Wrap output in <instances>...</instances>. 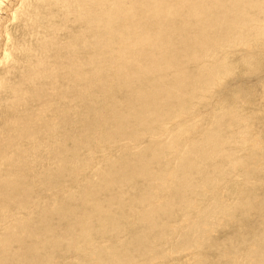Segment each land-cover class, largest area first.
<instances>
[{
  "label": "bare ground",
  "instance_id": "6f19581e",
  "mask_svg": "<svg viewBox=\"0 0 264 264\" xmlns=\"http://www.w3.org/2000/svg\"><path fill=\"white\" fill-rule=\"evenodd\" d=\"M14 1L19 8L16 16H9L2 6L9 9ZM3 21H15L20 31L10 38L7 27L0 25V64L9 65L0 75V88L7 84L10 99L4 110L27 106L25 114L21 110L0 123V264H58L51 250L60 246H65L62 254L74 249L84 253L79 264L86 259L88 264H126L133 257L138 263L147 259L146 264L153 259L154 264L160 256L153 246L171 236H186L192 228L198 229L199 238L180 241L186 248L200 249L194 258L204 257L200 247H205L215 249L216 264H264V235L258 238L264 231V202L245 204L244 183H251L241 184L232 176L236 166L243 169L245 164L243 175L249 165L255 166V160L245 163L230 153L255 143L248 140L249 127L232 131L242 124L237 111L223 124L226 107L215 113L214 105L204 111L183 106L188 96L207 100L212 87L232 74L237 63L232 62L231 48L264 39V0H0ZM260 85L264 99V83ZM114 86L124 90L123 102L105 103L109 111L96 117L93 101ZM41 88L49 94L42 97ZM130 95L132 101L127 100ZM110 96L113 100L115 95ZM74 99L85 111L60 119L65 103L74 109ZM126 103L133 106L128 109ZM55 110L58 116L46 122ZM210 114L212 121L206 120L196 135L198 122ZM132 125L140 130L127 135L119 146L121 155L115 149L107 156L103 146L92 161L96 153L90 150L89 137L120 142V134ZM71 128L75 130L66 133ZM221 128L228 134L220 135ZM56 134L63 135V142L53 141ZM142 135H147V144H139ZM193 153L194 160H188ZM173 154L171 164L162 161ZM154 164L159 167L155 176ZM253 171L255 177L260 169ZM228 174L233 179L223 182ZM204 197L209 201L203 204ZM71 199L82 205L78 213L72 209L77 201L71 207ZM105 206L109 211L127 209L129 216L123 210L116 211L117 218L115 212L105 216ZM101 210L104 216H98ZM179 217L188 225L177 234L164 221ZM255 220V235L246 243L242 230ZM223 222L232 231L219 242L212 235ZM106 227L127 239L118 241ZM98 230L117 241L110 239L111 244L98 246L106 249L98 250L96 239L90 241L94 233L102 240ZM86 241L84 247L75 246ZM236 242L239 254L233 252ZM167 258L155 263L172 264L173 258Z\"/></svg>",
  "mask_w": 264,
  "mask_h": 264
},
{
  "label": "rangeland",
  "instance_id": "374dc122",
  "mask_svg": "<svg viewBox=\"0 0 264 264\" xmlns=\"http://www.w3.org/2000/svg\"><path fill=\"white\" fill-rule=\"evenodd\" d=\"M14 3H15V1L11 4V6H13V7H10L9 6L11 9L10 8L8 9L7 7L2 6V8L5 10L4 12L6 14L8 13V10H9V13H10V14L8 13L9 16L11 14H13L14 16H16V12L18 11L19 4L18 5L17 4L15 5ZM7 21L1 22L0 25L3 24V26H5V28L7 27V33L10 32L9 33L10 38L15 37V34L18 36L20 31L19 30L16 31L15 21L13 22V25L10 24V23H8ZM9 28H10V30H9ZM258 41L259 42H257V43H254L253 42L251 44V45H253L252 47L249 44L250 47H247L249 49H247V48H245V47H243L241 45H237V47L231 48V51H232L231 52L232 62L233 63H237V64H234L233 67H232V71H231L232 74L229 75L228 77H226L223 81L220 80L217 85H215V86L212 87V92L207 97L208 98L207 100L200 101L199 99H194L196 96H194L193 98L189 99V96H188V98H185L184 99L185 100V104L183 105V106H186L187 108L188 107H192L193 110H197V111H204L203 109L208 108V106L210 107V105L213 107V105H214L213 108L215 109L214 110L215 113H218V111H220V110L221 111L224 110V108L226 107L227 108L226 110H227V113L228 114L227 113L225 114V112L223 111L224 114H225V117L222 120V123L223 124H224V122L227 123L228 122V119L232 118L233 115L237 111L238 120H241L240 123H242V124H239V126H237V125L236 126H232V129H233L232 131L235 132V130L241 128L242 126H245L244 124H246L249 127L246 130L248 132V136H249V139L248 140L251 141V142L254 141L255 143L252 144L250 142L251 145L250 146L249 145L246 146V149H241V153H239L240 151H238V148L235 149L237 151H235V150L233 151L232 150V152H230V153H231L232 156H234V158L232 157L233 159L236 160L237 158H239L240 161H244L245 163L246 162H252L253 160H255V163H254L255 166L252 168V166L249 165V168L246 169V171H247L246 175H243V173H242L243 171H245V164H244V162H242L244 164V168L243 169L242 168H239V167H238L239 168L238 169L237 166H236L235 167V170L232 173V174H234L232 176H234L235 178H237L238 181H239V183H241V184H243V181L249 180L248 183H251V184H249L248 186H247V184L244 183V185L247 187V190L246 191H248V194H246V196L244 197V199H245L244 201H245V204L254 205V206L256 204H258L259 202H264V200H263L264 199V197H263L264 196V188H263L264 187V161H263L264 160V152H263L264 151V99H261V97L259 95L261 93V90H262L260 84L261 83H264V39H261V40H258ZM1 44L2 43L0 42V50H3V49H1V47H2ZM254 44H256V45H254ZM246 54H250L249 57H247ZM5 66H9V65H5V63L0 64V75H2L4 73V72L3 73H1V72L5 68ZM7 68H9V67H7ZM16 69H18V68H16ZM17 71H19V70H17ZM59 73H61V75L63 74L60 71H59ZM6 86H7V84L4 83L2 89L0 88L1 89V91H0V101H1L0 102V119H1L0 120V123H2V119H8L10 117L11 118H14L15 115H16V113L20 112L21 110H22L21 112L24 113L23 108L25 109V107L27 106V105H24V106H21V107H16V108H14V109H12L10 111H5L4 109L6 108V104L8 105L9 102H10V99H9V96H8L9 93L7 91L8 90V86L7 87ZM116 88L117 87L114 86V90L113 91H110L111 89L109 90L111 95H115V96H112L113 100L111 99L110 94H107V95H101L96 101H93V105H91V106L94 107L95 109H97V116L96 117H100L101 118L102 117L101 115L103 113H106L105 111H109L106 108L105 103L115 102L116 105H119L121 102H123V98H124L125 92H124V90H119L118 88L117 89ZM44 90H45L46 93L44 92ZM2 91L3 92L5 91V93H3ZM47 94H49V93L46 90V88H41V95H42V97H45ZM131 97H132V95H130L127 98V100L132 101ZM216 101H218V102H216ZM76 102L77 101H75V99H74V109L71 108V105H70V108H69L68 107V104L65 103L63 105L64 108L62 107L61 112L63 111V109H65L66 112L64 114H62L61 117L59 116V118L60 119H62L63 117L67 118V114H68V117H69L72 114H74V111H76V110L77 111L78 110L85 111V109H80V108H83V105L82 104H79V102H77V104H76ZM81 102H82V100H81ZM210 102H212V103H210ZM217 103H219V104H217ZM128 104H129V107L130 106H133V103H128ZM215 104H216L217 107H215ZM108 107H110V106H108ZM125 107H128L127 106V103H126ZM129 107H128V109H130ZM239 109H240V111H239ZM58 111L59 110H55V111L50 112V115H46V122L49 123L50 118L51 119L54 118L53 120H55L56 116H58L57 115V112ZM230 114H232V116H230ZM53 115H54V117H53ZM210 117L212 118V115L211 114L208 115V117L207 116H204L203 117V120H200L201 122H198L197 129L195 130L196 135H197V133L199 134L200 131L204 129V127L207 125L206 124L207 121H212V119ZM241 117H242V119H241ZM51 125H54V124H51ZM32 126L35 127V128H37V125L36 124H34V125L32 124ZM206 129H209V128L206 127ZM31 130H34V129L31 128ZM31 130L29 129L28 131H31ZM60 130L62 132L63 126L60 127ZM74 130H75V128H71L66 133H71ZM139 130L140 129L134 128L133 125L130 126V128H128L126 132H123V133L120 134V136H123L124 138L120 142H119V140H116L119 143H117L115 141H114L115 143L114 142L108 143L107 141H105V142L103 141L101 143L99 140H97L98 142H96V141H94L93 137H89L88 139H89V141H91L90 142V145H92L90 147V150L93 151V153H96V155L93 156L92 161H94V158L97 159L98 152L103 151L104 148H105L104 151L106 152L105 155H107V156L110 155L111 153H114L116 150H118V155H121V150H120L121 147H119V146L120 145H123L124 142H126V138L130 135L131 132L132 133H137ZM135 131H137V132H135ZM219 132H220L219 134L222 135V136H225V135L228 134V132H226L224 130V128H221V131L219 130ZM54 138H55V140H53L54 142H57V143L63 142V140H61L63 138V135L62 136H59V135L56 134V135H54L53 139ZM79 138H81V137H79ZM138 138H139V140L141 142L139 144H143L144 145V144H147L148 143L147 135H142V136H140ZM192 138L195 139V137L193 135H189V139H192ZM242 138L245 139V137H242ZM198 139H200V138H198ZM81 141H84V139L81 138ZM65 145L66 146H71L72 144H70V142H66ZM96 146H97V148H99V150L96 148ZM103 146H104V148H103ZM113 147H115V148H113ZM230 147L234 149V146L233 147L230 146ZM70 152H71V150H69V153ZM81 152H83V154H81L80 151H79L80 156L81 155L84 156L85 153H86V150L84 149ZM190 152H191V149H190L189 153ZM233 152H235L236 155H234L235 153H233ZM71 154L73 156H79V155L74 154L72 152H71ZM71 154H69V155H71ZM204 154H207L208 156L210 155V153H208V152H205ZM204 154L199 155L198 158H196V160L202 159V157L204 156ZM237 154H239V155H237ZM249 155H251V156H249ZM173 156H174V154L173 155H167L166 157H164L162 159V161H164V162L169 161V164H171L172 163L171 160H172V157ZM191 156H194L195 157L194 153L192 155H190V157H187L188 160H194ZM259 156L260 157L262 156L263 157V160H260L259 159V161H258L257 158ZM243 157H245L246 159L243 158ZM45 160H44V162L42 161V164H45L46 163L47 160L46 161ZM56 161H60V159H56ZM53 166H54V168L56 167V165H54V164H53ZM155 167H156V164L153 165V171H154L153 172V176H155L156 173L159 171V167H157V168H155ZM253 169H256V170L260 169V171L256 174L255 177H254V171H253ZM86 172H88V171H86ZM240 173H241V176L240 177H237L238 175H240ZM228 175H230V174H228ZM81 176H80V178H81ZM232 176L230 175V176L225 177L223 179L224 180L223 182H225L226 180L229 181V180L233 179ZM243 177H247V178L244 179ZM248 178H250V179H248ZM257 182H259V184ZM262 185H263V187H261ZM51 191H50V193H46V195L52 194ZM253 191H254V193H253ZM114 193H115V191H114ZM130 194L132 195V192L131 191H130ZM254 196H256L258 199L252 198ZM217 199H220V198L218 197ZM72 201L73 202H76L77 200L75 201V200L71 199L69 201V203L72 202ZM175 201H176V199H175ZM201 201H203V204L204 203H207L209 201V198L208 197H204V199H202ZM77 203H78V201L76 202L75 207H72L73 206V203H70L69 204V205H71L72 209H74V211L76 209V211H75L76 213H78V211H81V208L80 207H82V205H80L79 203L77 204ZM69 205L67 207H69ZM124 206H128V204H124ZM78 207H79L80 210L78 209ZM107 207L108 206H105V208H103V209H105V210L107 209V212L108 213L105 210H101V213H99L98 216L99 215H103L104 212H106L105 216L107 214L109 215L110 213L113 215L114 212H115V214H117V216H115V214L113 216H115L117 218L119 216L118 213L123 214V211L125 212L126 215L129 216V214H127L128 213L127 209H120L118 211V210H116L118 208L116 206L115 209H112L111 208V211H112L111 212V211H109L110 208L109 207L107 208ZM201 207H204V205L201 204ZM121 210H123V211H121ZM102 211H104V212L102 213ZM116 211H118V213H116ZM255 212L256 211H250L249 214H254L255 215ZM126 215H125V218H126ZM175 216L178 217V216H180V214L176 213ZM180 218L181 217H179V220L176 219V221H174L173 219H168V220L165 219L166 221H164V222H166L167 224L169 223V225L171 226L170 230L177 229V230H175V233L179 234L180 232H185L187 230V225H188V222H186V220L184 221V219L182 220V218L181 219ZM122 221H124V220H122ZM257 222L258 221L255 220V221L252 222V224L250 225V227H245L247 229L243 228L242 231H243V234L246 235V238L244 240L246 243L251 240V238L253 237V235H255V230H253L252 227ZM220 224L221 225L214 227L217 230H215L216 233H214L212 235L213 238L214 239H217L219 242L222 241L228 235H230V233L232 231V228L230 226L225 225L224 222L223 223H220ZM62 226H65V224L62 225ZM143 226H145V224ZM107 227H106V232L107 231L108 232L110 231V233L112 232L111 235L117 236L118 241H125L127 239V238H125L122 235H117L118 234L117 231L116 232L114 230L111 231V229L108 230L109 227L108 228ZM163 229H164V227H163ZM102 231L101 230H98L97 232L98 233L99 232L101 233ZM188 232L189 233L186 234V236L185 235L183 237L182 236H179V238H178V236H171L170 241H169V239L168 240L166 239V241L165 242H161V244H159L160 242L157 243V244H154V245H158V244L159 245L156 246V247L153 246V248H152V249H154V252L153 253L156 254V252H157L156 255L160 256L159 258L158 257H155V259L158 258V261L156 260L155 262L160 263L161 261H159V260L163 259V256H165L164 259H168L167 258V255H170V257L173 258L172 260H174L172 262V264H216L215 262L217 261V258L215 257V249H213V248H208V250H206L207 248L200 247L201 248V252L204 253V257L197 258V259L194 258V253H196L195 250H197L198 252H200V249L199 248H196V249H194V248L193 249L186 248L184 246V244L182 243V241H180V239H183V238H194V239L195 238H199V236H197L198 235V229L192 228V229H189ZM105 234H107V233H105ZM105 234L104 233H101V236H103L102 237V240L103 241L101 240V238L98 237L100 235L95 234V233L93 234V237L90 239V241L92 239H96L95 245H96V248H98V250H100V249H106V248H100V247H103L104 244L105 245L111 244V242L113 240H110V239H113V238L116 239L114 236H113V238H112V236H108L107 237ZM94 235H96V236H94ZM152 235H154V234L152 233ZM152 235L150 236V238L152 237ZM263 235H264V231L263 230H261V231L258 232V238H260ZM105 236L107 237L106 240H104L105 239L104 238ZM98 238L100 240L97 241ZM220 239H222V240H220ZM116 241H117V239H116ZM92 242L94 244V240H92ZM72 243H75V242H72ZM77 243L78 244L75 245L76 247L78 245H80L79 247H82V246L84 247L88 243V241H86L85 243L84 242H82V243L77 242ZM237 243L238 242L232 243V245L234 247L233 252L239 254L240 251H241V249L238 250L237 246H239V245ZM70 244H68V245H70ZM81 244H83V245H81ZM99 245H101V246L98 247ZM205 245H206V243H205ZM70 246L73 247L72 245H70ZM189 247H192V246H189ZM241 247L244 248V250H246L245 249V245L244 246H241ZM61 248L62 247L60 246V249H57L56 250L54 248V249L51 250V251L54 250L55 255L57 257H59L57 259L58 260V264H63V263L64 264H79V262H82L83 261L82 258H84L83 257L84 253L81 256L80 253L77 252L74 249L75 253L68 252V253L62 254L63 251H64L65 246H63V248H62L63 250ZM157 249H158V251H160V253H158ZM60 250L62 252H59ZM161 251L164 254H162ZM176 252H177V254H176ZM160 254L163 255V256H161ZM165 254H167V255H165ZM141 256H140V258H141ZM143 256H144V252H143ZM150 256L153 258L155 255L154 254L153 255L150 254ZM61 257H62V260H60ZM104 257L105 256H102L101 258H104ZM147 257H149V256H147ZM152 258H150V259H152ZM240 258H238V260ZM136 259H135V257H133L132 261H135ZM146 260H143V258H141V259H139V262L140 263H138V260L135 261V262H136V264H146L147 263ZM152 260L149 262L150 264H152L151 263ZM87 261H88V259H86V264L89 263V262L87 263ZM132 261L129 260L128 262H130V264H135V262L133 263ZM224 261L227 263V261H229V260L228 259H224ZM128 262L126 264H129ZM155 262H154V264H157ZM163 262L166 263V261H163ZM84 264H85V262H84Z\"/></svg>",
  "mask_w": 264,
  "mask_h": 264
}]
</instances>
